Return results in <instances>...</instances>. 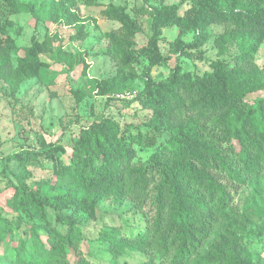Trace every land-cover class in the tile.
Returning a JSON list of instances; mask_svg holds the SVG:
<instances>
[{
  "label": "trees",
  "instance_id": "16d2710c",
  "mask_svg": "<svg viewBox=\"0 0 264 264\" xmlns=\"http://www.w3.org/2000/svg\"><path fill=\"white\" fill-rule=\"evenodd\" d=\"M148 2L133 5L132 15L113 3L99 11L118 23L105 33L106 54L116 58L118 67L115 75L95 81L106 101L121 91H135L126 103L151 111L145 128L103 115L80 125L65 143L40 138L37 148L20 147L1 155L5 163L25 168L37 162L51 172L33 184L26 182V172L13 183L11 208L17 216L0 214L4 231L13 224L21 233L14 244L0 235L15 264H95L80 249L82 228L106 199L148 205L145 226L135 234L124 235L116 228L99 231L111 264H119L125 252L147 254L134 264H252L236 241V223L226 215L234 193L264 172V64L255 60L264 41V0H190L183 11L180 2L153 8ZM79 3L100 5L98 0H0V81L14 88L24 78L41 75L52 62L67 71L81 66L80 73L86 74L85 54L54 45L47 31L41 39L32 36L23 54L13 58L17 46L9 29L14 25L9 15L28 11L36 25L73 26L74 38L85 39L86 18ZM144 14L150 16V35L137 47L139 16ZM216 23L227 25L214 39L219 51L236 46L231 63L217 60L202 73L183 71L181 57H193V50L208 39L207 27ZM173 26L177 35L163 52L162 29ZM189 30L196 31L195 37L184 42L181 36ZM171 55L178 63L165 78L153 79L151 67ZM139 56L148 66L143 87L136 91ZM255 93L262 95L249 98ZM75 96L80 101L82 91L76 90ZM162 133L168 136L157 141ZM135 145L153 150L147 158L135 159ZM221 219H228L233 230L217 233L209 242Z\"/></svg>",
  "mask_w": 264,
  "mask_h": 264
},
{
  "label": "rangeland",
  "instance_id": "374dc122",
  "mask_svg": "<svg viewBox=\"0 0 264 264\" xmlns=\"http://www.w3.org/2000/svg\"><path fill=\"white\" fill-rule=\"evenodd\" d=\"M100 5L86 6L78 4L81 16L86 19L83 31L85 39L74 38L73 26L49 23L35 24L34 18L28 11L9 15L14 21L10 27V35L17 46L15 56H21L31 37L42 38L46 31L51 36L54 45L63 50L82 52L88 64L86 74H81V66L74 70H66L60 63L52 62L49 67L43 68L39 76L22 79L16 87H11L5 81H0V214L8 219L17 216L11 208L13 183L26 173L28 184L47 179L51 176L48 168L37 162H29L25 168L17 163L4 162L1 155L18 150L20 147L37 148L40 138L45 141H55L61 138L65 143L70 137L77 134L80 125L98 120L103 115H112L120 123H128L144 127V122L151 116V111L139 109L136 103L127 104V98H132L125 90L118 97L106 101V96L97 93L95 81L108 78L116 74L117 61L106 54L109 39L105 33L117 28L118 23L101 16L99 11L108 3L122 5L131 15L132 6L140 5L141 0H98ZM180 2V11L189 6L190 0H149L147 6L153 8L161 3L170 4ZM141 31L135 36L137 47L145 44L150 35V16L140 15ZM225 23L211 24L207 27L208 39L198 49L193 50V57H181L179 62L183 71L202 73L210 68V64L217 60L231 63L232 55L236 52L235 44H228L223 52L219 51L214 39L226 29ZM196 31L189 30L181 36L184 42H191ZM177 35L176 27L162 29L159 41L160 49L165 52L168 41ZM256 63L264 64V41L259 46ZM178 63L175 55L151 67L150 75L158 80L168 76L170 70ZM148 66L146 59L138 57L135 65L137 77L133 79L134 90L143 87V71ZM81 90L83 97L76 101L75 91ZM262 93L251 94L253 98ZM123 96V97H122ZM134 129L133 131H135ZM168 135H156L161 141ZM153 148L146 145H135V159L147 158ZM45 191V189H43ZM230 212L226 215L230 221L236 223V241L248 252L252 264H264V172L241 186L230 204ZM136 207L132 201L122 203L102 200L96 209L93 219L82 228L83 240L80 249L84 256L95 264H111L110 253L106 245L98 239L99 231H110L111 228L120 230L124 235H133L145 226V209ZM50 219H53L52 214ZM228 219H221L209 237V242L216 239L217 233L233 230L229 227ZM10 231L3 230V220L0 219V235L13 241H18L20 230L9 225ZM147 258L143 252H125L119 258V264H134ZM70 259L72 260L71 256ZM0 264H15L11 257V248L5 243L0 244Z\"/></svg>",
  "mask_w": 264,
  "mask_h": 264
},
{
  "label": "built area",
  "instance_id": "2783aa9c",
  "mask_svg": "<svg viewBox=\"0 0 264 264\" xmlns=\"http://www.w3.org/2000/svg\"><path fill=\"white\" fill-rule=\"evenodd\" d=\"M123 97V96H122Z\"/></svg>",
  "mask_w": 264,
  "mask_h": 264
}]
</instances>
